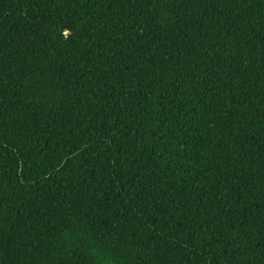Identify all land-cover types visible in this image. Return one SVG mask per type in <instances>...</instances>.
<instances>
[{"label":"trees","instance_id":"trees-1","mask_svg":"<svg viewBox=\"0 0 264 264\" xmlns=\"http://www.w3.org/2000/svg\"><path fill=\"white\" fill-rule=\"evenodd\" d=\"M0 264H264V0H0Z\"/></svg>","mask_w":264,"mask_h":264}]
</instances>
